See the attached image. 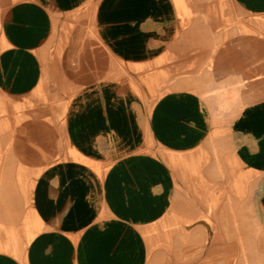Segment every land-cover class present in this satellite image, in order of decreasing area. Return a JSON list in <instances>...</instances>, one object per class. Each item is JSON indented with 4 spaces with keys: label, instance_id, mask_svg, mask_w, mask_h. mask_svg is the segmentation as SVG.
Returning <instances> with one entry per match:
<instances>
[{
    "label": "crops",
    "instance_id": "obj_1",
    "mask_svg": "<svg viewBox=\"0 0 264 264\" xmlns=\"http://www.w3.org/2000/svg\"><path fill=\"white\" fill-rule=\"evenodd\" d=\"M253 211L264 0H0V264H217Z\"/></svg>",
    "mask_w": 264,
    "mask_h": 264
},
{
    "label": "rangeland",
    "instance_id": "obj_2",
    "mask_svg": "<svg viewBox=\"0 0 264 264\" xmlns=\"http://www.w3.org/2000/svg\"><path fill=\"white\" fill-rule=\"evenodd\" d=\"M254 212L251 222L243 220V216L237 217L236 238L233 248H228L223 245V242H220L221 245L218 248L212 247L211 239L204 238L203 246L198 247L202 250L203 256L213 257L217 264H264V222L258 219L259 216L254 217ZM177 240L178 243L173 247L177 253L168 254L151 264H178L179 259L183 257L188 259L189 264L195 262L198 239L193 235ZM171 259L176 260L171 261Z\"/></svg>",
    "mask_w": 264,
    "mask_h": 264
}]
</instances>
